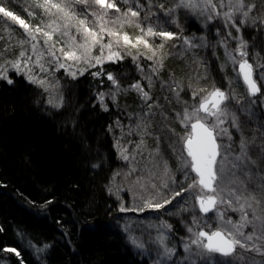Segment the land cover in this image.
<instances>
[{
	"label": "rangeland",
	"instance_id": "obj_1",
	"mask_svg": "<svg viewBox=\"0 0 264 264\" xmlns=\"http://www.w3.org/2000/svg\"><path fill=\"white\" fill-rule=\"evenodd\" d=\"M6 1L3 0L0 6L12 11L14 15L23 19L31 28L34 29L35 26L39 25L45 31H49L45 26L54 17L36 6L42 0H27L36 8L31 7L30 4L25 5V8L21 5L23 13L8 8L11 6L19 10V7L14 6L12 2L6 5ZM55 2H59V0H55ZM166 2L167 4H176L174 6L178 4V0H166ZM213 3L216 5V11L220 12L221 15L217 16L215 13H211L213 18L208 19L209 11L195 9L197 18L195 16L192 18L199 21L197 30L183 29L177 23L176 11L167 12L166 10L170 8L166 7V3H162L164 13L158 16L167 21L169 19V22L173 20V30H169V32L176 33L177 38L162 41L160 37H145L153 49L160 43H164V48L157 51V55L152 60L147 59V56L152 53L143 44L137 48L127 46L113 48L114 52H120L122 59L130 56L133 59L136 57L134 61L139 65V68L144 65L141 66L142 69L145 67H147L145 68L147 71L152 69L151 74H154L155 77L152 76L148 80L152 85L150 87L153 88L154 83H156L155 85L165 92L166 96L163 95V99H168V97L171 99L166 110L160 111L163 106L160 105L159 98L154 97L151 90L142 87L143 91L148 93L149 99H144L139 91L144 107L135 116L136 123L131 124V129L133 128L136 133V141L134 140L135 143L132 145L127 142L118 146L123 161L111 181V192L119 204L122 227L127 232L130 242L131 238L134 237L144 243L145 247L140 249L131 242L141 255L150 260L151 264H264V240L255 238L248 243L249 245L256 244L259 246L261 248L260 252L237 248L236 254L225 257L219 253L198 255L201 249L196 245H191V252L185 250L184 245L190 244V241L196 238L194 233L202 229L207 231L216 230L222 226L223 221L229 219L233 223L240 222L241 213L232 210L233 207H237L235 204L232 207H229L226 203L218 204V211H212L209 214L201 212L196 200V196L200 195L199 188L183 192L181 196L173 199L164 208L145 207L143 211L139 210L144 207L147 200H152L153 203L162 202L163 198H170L173 193L181 191L182 188L187 189L196 176L190 168L185 167L186 163L190 162V157H187L181 137L185 135L186 131L190 130V122L182 123L185 109L191 112L193 107H198L201 97L207 95V92H199L193 98V92H198L199 89H207L210 92L215 87L229 94V99L223 105L227 109L228 116L224 118L225 123L220 126V128L227 129L228 132L227 134L221 133L218 137L217 141L222 145L220 151L231 159L232 156L239 154L238 146L241 139L245 140L248 145V156L254 163H248L245 166V174L250 179H245V174L237 173V175L240 180L250 185L249 191H253V189L263 190L264 173L259 170L258 164L260 161H264V143L260 142L261 138L258 140L256 135L249 138L250 132L247 127V119L245 120L248 116L243 117V115L247 114L249 117L254 116L257 119L261 110L264 111V58L257 49L256 37L249 34L251 30L260 29L264 38V0H245L246 4H254L255 8L249 13V17L244 23H241V20L244 19L241 14L236 13L233 17L236 22L235 26L231 22H226L222 15V13L229 10L228 0H223V6H221L222 0H213ZM75 6L80 18H83L84 14L81 15V13L85 5L76 4ZM87 7L91 9L98 8V6L92 4ZM180 8L182 6L178 7L177 11ZM52 11L55 12V9ZM29 13H32V15H29ZM122 13L109 10V15L105 19L114 20ZM133 19L138 20V18ZM201 22L203 24H200ZM93 23L94 21L92 23L88 22L89 26ZM106 27L113 31H120L121 34L128 33L133 43H135V37L141 35L135 23L125 24L122 29L119 27V23L117 25L108 24ZM237 28H239V31H237ZM154 30L168 31L155 27ZM97 31H99L98 28ZM71 35L76 36L78 43H83L75 28L71 29ZM184 38H187L191 43H185ZM53 39L60 41L56 44V49H59L63 46V42L67 37L62 36L61 33H54ZM241 39L246 43L244 51L247 52V56L244 59L252 62L255 78L261 87V93L257 97L250 95L239 71V62L242 58L237 52V48ZM20 40L28 42L21 45L19 44ZM107 41L108 37L105 36L104 43H107ZM33 43L37 45V52L32 50ZM21 51H25V57H20ZM138 52L143 54L138 55ZM229 53L235 57V60L230 58ZM38 54L40 56L39 64L36 63ZM77 54H80L79 51H77ZM91 54L92 56H98L101 53L97 47L92 50ZM107 54L108 50L105 49V57ZM161 56L163 57L162 64L159 63ZM28 57H31V60L28 61L27 65L22 63V70L19 72L12 68L9 63L17 59L23 61ZM57 58L59 63H65L64 68L59 67ZM212 59L218 63L223 86H220L212 76ZM119 60L121 59L114 61L105 59L102 64H95V61L92 60L91 64L94 66H90L83 60L79 63L70 60L65 61L59 51L56 52L54 58L49 55L42 36L37 34V40L29 41L24 28L18 22L12 21L11 18L4 17L0 13V66L7 68V79L10 78L11 73H15L23 74L26 78L28 75H32L37 80L45 81L44 85L35 84L46 91L49 104L53 108L59 107L62 103L57 74L63 72V74L72 77L71 71L75 72V76H77L81 74V69L84 70L83 73L87 71L100 73L105 71V64ZM179 62L182 63L183 68L178 66ZM40 65H43V70ZM168 65L172 66L170 70ZM69 66H71L70 70ZM159 79L160 82H158ZM132 88L130 86L123 90L127 91ZM119 90L118 84L113 85L110 83L109 88L102 93L103 100L116 104ZM171 104H173V108H170ZM178 108H181V111H178ZM173 114H175L174 117H172ZM233 117H235V125L237 126L233 124ZM226 148H230V150L225 152ZM124 156H127L128 159H124ZM165 166L168 169L167 174L164 171ZM254 179L259 182V188L254 186ZM164 182L168 183L167 188L163 187ZM153 184L156 185V188L152 187ZM224 199L227 201L229 197L225 194ZM122 207L127 210L121 211ZM218 213L224 214L223 221ZM249 219H252L251 212L249 213ZM167 226H170V228ZM189 228L192 229L191 232H189ZM225 230L231 231V226H227ZM242 231L245 235L252 233L254 231L253 225H246ZM256 235H261L259 223L256 224ZM160 238H163L162 243L158 242ZM165 248L172 249V254L166 256L164 254ZM241 256L242 259L239 258Z\"/></svg>",
	"mask_w": 264,
	"mask_h": 264
},
{
	"label": "trees",
	"instance_id": "obj_2",
	"mask_svg": "<svg viewBox=\"0 0 264 264\" xmlns=\"http://www.w3.org/2000/svg\"><path fill=\"white\" fill-rule=\"evenodd\" d=\"M6 2L17 5L19 10L8 8L20 13L21 5L36 8L27 0ZM116 2L120 13L130 6L140 11L138 21L144 28L173 30V20L170 23L158 16L164 13L160 5L166 3L175 9L178 25L198 29V19L192 18L195 10L182 7L177 11L176 4L166 0ZM93 9L84 7L81 13L91 23L94 17L89 13L99 12ZM249 34L256 37L264 58L262 31ZM214 59L211 73L223 86ZM134 60L130 56L107 63L99 75L92 71L75 77L57 74L62 103L56 108L50 106L46 91L23 74L11 73V84L8 79L0 80V264H151L129 241L111 192L112 178L123 161L118 146L135 143L131 124L144 107L138 90L123 89L142 84L159 98L160 111L171 101L163 99L165 92L156 83L150 87L148 80L155 77L152 69L139 68ZM178 66L183 68L180 62ZM109 73L120 88L116 104L100 99L113 84ZM243 117H247L249 138L256 135L264 143V111L257 119ZM258 165L264 173V161ZM254 186H259L256 179Z\"/></svg>",
	"mask_w": 264,
	"mask_h": 264
},
{
	"label": "snow or ice",
	"instance_id": "obj_3",
	"mask_svg": "<svg viewBox=\"0 0 264 264\" xmlns=\"http://www.w3.org/2000/svg\"><path fill=\"white\" fill-rule=\"evenodd\" d=\"M3 0H0V4ZM124 3H128V0H124ZM76 4L85 5L86 9L89 4L98 6L99 12L91 11L89 14L94 17V23L89 26L88 16L84 15L80 18V14L75 11ZM42 8L45 13L51 14L54 19L51 20L45 27L49 31H45L39 25L35 28H31L23 19L13 14L12 11L7 10L5 7L0 6V13L4 17L11 18L12 21L18 22L21 27L24 28L29 41L37 40V34L44 38V43L47 45L48 53L52 57H56V52L59 51L61 56L65 61H73L74 63H79L83 60L90 66L91 61L94 60L95 64H102L105 59L107 60H117L122 59L119 51H113V48H120L122 46H127L130 48H137L139 45L143 44L144 47L151 51V55L147 56V59L152 60L154 56L157 55V51L164 48V43H160L155 49L145 37H160L162 41L171 40L177 38V34L169 31H155L153 26H148L145 30L141 26L138 20L133 18H138L140 16V11L133 10L130 6L127 11L123 12L122 15L117 16L114 20H106L105 17L109 15V10H115V12L120 13V8L117 5L116 0H42L41 3L36 5ZM185 7L189 9H201L202 11H209L208 19H212L211 13H215L217 16L221 15L220 12L216 11V5L213 0H178L177 7ZM223 6V0L221 3ZM163 5L160 8L163 9ZM227 12L222 13L226 22H231L235 26L236 22L233 19L236 13H240L244 18L241 23L249 17V13L255 8L254 4H246L245 0H228ZM55 9V12L52 10ZM175 9H167L166 11L171 13ZM32 15V13H29ZM147 19V17H145ZM122 29L125 24H133L140 30L141 35L135 37V43H133L132 38L128 33L124 32L121 34L120 31H113L106 27V25H117ZM75 28L76 33L81 37L83 43H78L76 36L71 35V29ZM97 28L99 31H97ZM63 29V31H61ZM239 31V28H237ZM54 33H61L62 36L67 37L63 42V46L56 49V44L60 41L53 39ZM108 37L107 43H104V37ZM185 43H191L187 38ZM28 41L20 40L19 44L23 45ZM99 48L100 55L92 56V50L94 48ZM246 48V43L241 39L240 45L237 48V52L242 58L239 62V71L248 87L249 93L255 95L260 91V87L257 85L255 79H253V65L248 62L244 57L247 56V52L244 51ZM108 50V54L105 57L104 51ZM33 52H37L36 43L32 44ZM79 51V55L77 54ZM129 54H131L129 52ZM139 53L138 55H142ZM20 57H25V51L20 52ZM230 58L235 60V57L231 53L228 54ZM136 57H134L135 59ZM163 57L159 63L162 64ZM31 57L21 61L17 59L16 61L9 62L11 67L16 69L18 72L22 70V63L27 65ZM40 56L37 55L36 63L39 64ZM59 63V59L57 58ZM65 63H59V67L64 68ZM43 70V65H40ZM69 66V70H70ZM155 70V69H154ZM81 74L83 69L80 70ZM7 68L0 66V78L7 79ZM70 74L75 77L76 73L71 72ZM94 75H99V73H94ZM28 80L32 83H37L44 85L45 81L37 80L34 76L28 75ZM112 81L113 85H117L118 81L116 78L109 73L107 77ZM8 83H12V80L8 79ZM134 89L140 91L144 99H149L148 93L143 91L142 86L139 83L132 85ZM199 92H207V95L201 97L198 107H193L191 112L185 109L183 114L182 123L190 122V130L186 131L185 135L181 137L184 149L187 153V157H190V162L186 163L185 167L191 169L192 172L196 174L193 178V182L188 185L187 189H181L172 194L170 198H163L162 202L153 203L152 200H147L144 203V207L140 208L143 211L144 208H154L160 209L164 208L166 205L170 204L173 199L181 196L183 192L190 191L192 189L199 188L200 195L196 196V200L199 205L201 212L207 214L210 211H218V204H227L232 207L233 204L237 207H233V211H239L241 213L240 222L233 223L230 219L223 221V213H218L221 220L223 221L222 226L216 230L205 231L200 230L196 233L195 239L190 241V244H185V250L191 252V245H196L201 252L198 255L219 253L222 256L228 257L236 254L237 248L252 250L260 252L261 248L256 244L249 245L248 242L253 241L254 238L257 240H264V190L253 189L249 191V184H246L243 180H240L237 173L245 174V166L248 163H254L248 156L247 152V142L241 139L239 144V154L232 156L231 159L224 153L220 151L222 145L217 142L218 137L221 133L227 134L228 130L220 128L222 124L225 123V119L228 116L226 107H224L225 101L229 99V94L222 91L220 88H215L208 92L207 89H199L198 92H193V98H195ZM100 99L103 100V94L100 95ZM51 103V101H50ZM58 106V105H57ZM203 113V115H201ZM211 118V119H210ZM233 124L235 125V117L232 118ZM219 129V131H217ZM222 138V137H221ZM231 137L229 136V139ZM230 148H226L225 152H228ZM124 159H128L124 156ZM165 174H167L168 169L165 166ZM245 179H250L245 174ZM156 188V185H152ZM163 187L167 188L168 183L164 182ZM260 192L258 196L256 193ZM210 193V194H209ZM159 194V192H158ZM227 195L229 199L225 201L224 195ZM154 199V198H153ZM127 209L121 208V211H126ZM135 210V209H133ZM251 212L252 219H249V213ZM196 223V221H194ZM260 224L261 235H256V224ZM252 224L254 231L245 235L242 229L246 226ZM231 226V231H226L227 226ZM170 228V226H167ZM189 232L192 231L191 228L188 229ZM131 242L137 248L143 249L145 247L143 242L138 241L136 238H131ZM159 243L163 242V238H160ZM8 251L15 252V249H8ZM172 249L165 248L164 254L166 256L171 255ZM19 255V253H17ZM242 259L243 257H239Z\"/></svg>",
	"mask_w": 264,
	"mask_h": 264
},
{
	"label": "water",
	"instance_id": "obj_4",
	"mask_svg": "<svg viewBox=\"0 0 264 264\" xmlns=\"http://www.w3.org/2000/svg\"><path fill=\"white\" fill-rule=\"evenodd\" d=\"M248 62L250 63V64H252V62H250L249 60H248ZM253 65V64H252ZM241 74V73H240ZM253 79H255L256 80V78H255V74H254V67H253ZM241 77H242V75H241ZM242 79H243V77H242ZM243 81H244V79H243ZM256 82H257V85L260 87V84H259V82L256 80ZM244 83H245V81H244ZM246 84V83H245ZM247 86V85H246ZM248 88V87H247ZM222 90V89H221ZM222 91H224V90H222ZM249 91V90H248ZM225 92V91H224ZM261 93V87H260V91L258 92V93H256L255 95H251L252 97H257L259 94ZM218 142V141H217ZM210 212H212V211H210ZM209 212V213H210ZM209 213H207V214H209ZM205 214V213H204ZM202 230H204V229H202ZM205 231H207V230H205Z\"/></svg>",
	"mask_w": 264,
	"mask_h": 264
}]
</instances>
